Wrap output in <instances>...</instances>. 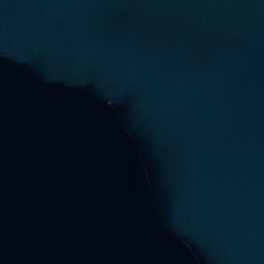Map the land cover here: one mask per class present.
Segmentation results:
<instances>
[{"label":"water","instance_id":"1","mask_svg":"<svg viewBox=\"0 0 264 264\" xmlns=\"http://www.w3.org/2000/svg\"><path fill=\"white\" fill-rule=\"evenodd\" d=\"M0 264H264V0H0Z\"/></svg>","mask_w":264,"mask_h":264}]
</instances>
